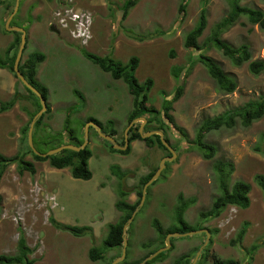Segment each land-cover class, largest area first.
Listing matches in <instances>:
<instances>
[{
  "label": "rangeland",
  "instance_id": "1",
  "mask_svg": "<svg viewBox=\"0 0 264 264\" xmlns=\"http://www.w3.org/2000/svg\"><path fill=\"white\" fill-rule=\"evenodd\" d=\"M6 1L0 7L1 52L7 50L9 35L21 34L8 32L7 28V15L18 8L12 28L30 31L22 61L34 52L46 56L45 62L38 67L37 79L48 88L51 113L46 115L37 130L35 148L39 153H47L52 146L57 148L67 142L68 135L64 132L67 117H70L71 127L78 138L84 137L89 123H94L105 135L115 130L117 135L114 138L119 145L123 146L125 142L134 98L123 80H114L87 59L83 51L110 57L125 65L136 57L138 68L135 75L139 83L153 80L147 105L158 111H162L165 102L175 96L178 85L184 86L183 96L173 104L170 112L184 134L162 116L170 145L178 147L175 151L177 157L166 163L157 183L153 185L155 181L148 187L145 202L128 228L129 247L124 261L140 264L145 260L149 250L143 249V245L157 238L153 221L157 219L164 228H170L175 222L177 198L183 194L186 199H196L195 205L186 213V221L211 231V245L207 247L210 255L240 264H264V193L256 179L264 177V156L255 151L264 136V117L249 128L237 120L231 129L222 128L209 133L205 142L218 150L213 160L204 159L194 144L197 131L206 119L264 99V31L241 19L223 35V39L234 48L249 46L251 60L236 67L220 51L204 46L214 26L229 11L226 0H207L208 26L199 44L203 46L202 54L213 58L227 75L236 79V91L227 95L219 90L201 63H197L185 77L192 59L196 60L199 55L185 48V38L197 26L205 0H189L184 17L179 14L180 0H141L124 22L121 21L123 11L120 8L126 0ZM70 3L78 10L90 13L94 20L93 40L85 49L56 18V13ZM242 5L264 12L263 0H242ZM52 27L57 32L52 31ZM255 62L262 64L257 75L250 70ZM175 67L184 70L180 82L172 76ZM11 75L15 81L16 77L13 73ZM16 92L20 97L15 107L0 114V153L8 158L22 154L25 145L23 132L30 127L38 106L37 98L32 97L19 80L14 89L6 72H0V103L11 101ZM142 123L137 122L134 126L140 127ZM150 127H158V124ZM147 128L146 124L144 133ZM88 147L93 152L89 161L93 178L89 181L74 179L70 168L54 169L49 162H37L30 154L25 161L35 164V175L22 171L18 164L6 170L0 185L3 197L0 255H18L19 240L24 236L32 250L29 259L35 264H108L117 257L113 264L122 256L123 248H114L107 251L104 261L93 262L89 251L93 247L104 248L109 225L119 222L123 216L116 208L121 199L119 190L128 192L129 196L124 200L135 204L139 199L137 192L142 190L140 179L155 168L158 170L162 160L171 155L158 145L149 146L143 141L133 143L129 155L113 153L110 143L94 126L89 127ZM217 161L234 165L231 185L236 181L251 185V205L246 210L230 206L218 219L201 224L200 213L209 210L220 194L214 170ZM114 165L127 172L124 179L120 180L112 173ZM52 220L90 227L93 234L74 237L56 229ZM246 224L248 228L243 241L233 246L232 241L237 239ZM206 238L205 234H200L174 239V248L172 246L165 259L155 264H173L182 255L193 256V263L194 251L204 245ZM203 264H213V258Z\"/></svg>",
  "mask_w": 264,
  "mask_h": 264
},
{
  "label": "trees",
  "instance_id": "2",
  "mask_svg": "<svg viewBox=\"0 0 264 264\" xmlns=\"http://www.w3.org/2000/svg\"><path fill=\"white\" fill-rule=\"evenodd\" d=\"M141 0H126L124 5L120 8L122 10V18L121 21L124 22L130 15L132 9H134ZM264 1V0H263ZM229 11L226 16L222 18L212 29L211 35L206 40L204 46H209L210 48H215L220 51L225 57L230 59L232 63L236 67H241L245 63L249 62L252 58L251 52L249 50L248 45H243L238 48H234L227 41L223 39V35L230 31L241 19H246L251 25L259 26V28L264 31V12L262 10L251 8L248 6L242 5V0H226ZM189 0H180L179 14L184 17L186 16L187 8H188ZM3 4V1L0 0V5ZM207 0L204 1L203 8L201 10L199 20L195 29L189 32L185 38V48L194 52H198V57L196 60L192 59V63L189 68L186 69L185 77L189 76L191 69L197 64L201 63L207 70L210 77L216 82L219 87V90L227 95L234 93L238 87V83L234 77L227 75L222 67L217 63L213 58L207 56L206 54H202L203 46L199 44V39L202 38L204 32L208 26V12H207ZM15 43H13L7 50L2 53L0 50V69L9 70L14 76L17 78L14 71V64L18 54V50L21 44V36L22 34H16ZM28 44V43H27ZM27 50V45L24 51V54ZM5 54V55H4ZM83 54L87 59L92 61L95 65L99 66L104 72L109 73L114 80H123L129 88L130 94L134 98V110L129 115V123H132L137 118H146L148 128L145 130V133L152 131H160L163 132L166 141L169 142L168 132L166 128V123L162 116H164L171 125L175 126L181 133H183L182 129H179L175 124L173 117L170 115L172 111L173 104L177 102L182 96L184 92V86L178 85L176 89V94L171 100H167L164 104L163 110L158 111L154 108L148 107V95L153 87V80L149 79L145 84H140L137 79L135 73L138 68V59L132 58L128 64H123L122 62L115 60L110 57H99L97 55L91 54L87 51H83ZM175 54H172L174 57ZM46 56L41 52H34L28 56L26 60H23L20 65V72L25 77V79L36 88L45 98L48 110L47 112L36 122L34 129V145L35 140H37V130L43 124L44 118L46 115L51 113V107L49 105V91L48 88L43 86L37 79L38 75V67L45 62ZM261 63H252L250 66V70L253 74L257 75L260 73ZM184 70L180 67H175L172 69V76L180 82L182 79V72ZM18 79V78H17ZM19 83H21L19 81ZM26 88V87H25ZM28 92H30L32 97L37 98V106L38 110L36 113H33L32 119L37 115V113L42 109L40 99L29 89L26 88ZM20 94L18 92L15 93L14 98L7 103H0V114L11 111L18 99ZM264 117V99L262 101H252L245 105L242 108L234 109L224 114L215 117L213 119H206L203 121L202 125L199 127L195 139V145L197 149L202 153V156L206 160H213L217 154V148L214 145H210L205 142L207 135L213 131L221 130L222 128H233L237 124V120H240L242 125L246 128L251 127V125L259 121ZM90 121V120H89ZM97 122V121H95ZM99 125L101 123L97 122ZM158 124V127H150L152 124ZM27 127L24 130V149L22 154H19L15 157L8 158L0 153V185L3 179V176L6 170L14 165L18 164L22 171L29 172L31 175H35L37 173L35 164L32 162L25 161V157L30 154L33 159L37 162H49L50 166L54 169L63 170L70 168L71 175L74 179L89 181L93 178V174L90 170L89 160L93 156L92 150L87 147L85 150L80 152L65 150L58 155H54L48 158H43L41 156L36 155L29 146L28 142V129ZM140 127H132L129 132V143L130 146L126 151H120L114 149V147L110 144V150L113 153H118L121 155H129L132 151L131 144L135 141H143L149 146L158 145L161 149L165 150L170 156L171 153L169 149L162 143L161 137L159 135L143 139L142 135L139 133ZM64 132L67 133L68 142L62 143L60 146L64 144L74 145L80 147L84 142V137L78 138L76 131L71 127L70 117H67ZM184 134V133H183ZM111 137H115L117 132L115 130L109 132ZM46 142L48 140H45ZM45 142V145H48ZM170 143V142H169ZM50 144V143H49ZM124 145V144H123ZM58 146V147H60ZM36 147V145H35ZM55 149L56 146H52ZM174 151H178V147L172 146ZM255 151L262 154L264 156V136H262V142L255 148ZM167 166V164H166ZM113 170V171H112ZM218 181H219V196L214 200L211 208L207 211H203L200 213L199 218L201 220V224L204 222H209L218 219L225 210L232 206L238 207L240 209L246 210L251 205L250 193H251V185L244 181H236L233 185L230 184L231 176L234 172V165L230 163H224L222 161H217L214 168ZM112 173L119 178L120 180L124 179L127 176V172L123 171L119 166L114 165L111 167ZM157 172V168L153 170L151 173L146 175L145 177L140 179L142 190L137 192L139 197L138 201L135 204H130L125 198L129 196V193L123 190H119L118 196L121 198L116 203V208L118 211L123 213L121 220L117 223L109 225L108 235L104 240V248L101 249L99 247H93L89 251V258L93 262L104 261L106 259V253L110 249L118 248L122 249L124 246L123 239V229L124 226L128 223L130 218L132 217L135 210L141 203L143 196V187L150 181V179ZM258 185L261 187L264 193V177L258 176L257 178ZM157 181L153 184L155 185ZM149 191V190H148ZM3 202V197L0 194V208ZM196 203L195 198L186 199L183 194H180L177 198V205L174 209V224L166 229L160 223L159 220L155 219L152 223L153 229L157 234V238L155 240L149 241L147 244L143 245V249L149 250V253L144 258L153 255L159 249L165 247L166 238L169 234L174 233H188L197 231L203 228L202 225L199 227H195L189 224L186 221V213L187 211ZM1 210V209H0ZM54 227L62 232H67L72 234L74 237L81 238L88 235H92V228L90 227H77L71 225H65L59 223L55 220H52ZM131 227V225H130ZM248 225H244L236 240L232 241V245L235 246L238 243H241L247 233ZM129 231V229H128ZM211 232V231H210ZM129 234V233H128ZM129 243V241H128ZM172 246L174 248V239L171 240ZM211 245V244H210ZM19 253L15 256L9 255H0V264H35L34 260L29 259V255L32 254V250L28 248L25 237H21L19 240ZM129 247V244H128ZM128 250V248H127ZM199 249H196L194 252L197 254ZM255 251V250H254ZM253 251V252H254ZM167 253H163L159 255L156 259L149 262L148 264H155L165 259ZM120 257V256H119ZM191 255H182L179 258L175 259L173 264H192ZM209 258H213V264H240L234 260H222L218 258L215 254L210 255L209 249L207 248L201 255L199 263L203 264L208 261ZM117 259V257L115 258ZM113 259V261L115 260ZM112 261V262H113ZM112 262L108 264H112ZM121 264H127L124 261ZM139 264V263H138Z\"/></svg>",
  "mask_w": 264,
  "mask_h": 264
},
{
  "label": "water",
  "instance_id": "3",
  "mask_svg": "<svg viewBox=\"0 0 264 264\" xmlns=\"http://www.w3.org/2000/svg\"><path fill=\"white\" fill-rule=\"evenodd\" d=\"M18 11V8H16L15 12L11 15V17L9 18V20L7 21V28L8 31L12 32V31H17L22 33V39H21V44L19 47V52L17 54L16 60H15V64H14V71L15 74L18 78V80L27 88L29 89L31 92H33L39 99L41 102V106L42 109L37 113V115L34 117L31 125H30V129H29V133H28V142H29V146L32 149V151L38 155L41 156L43 158H48L54 155H58L61 152L65 151V150H70V151H75V152H80L82 150H85L89 144V127L90 126H94L98 132L100 133L101 137L108 141L109 143L112 144V146L114 147V149L116 150H120V151H126L129 148V131L131 130V128L135 125V123L142 121L143 123L141 124L140 128H139V133L142 135L143 139H147L156 135H159L161 137L162 143L169 149L170 153H171V157H166L162 160L161 165L159 167V169L157 170V172L155 173V175L150 179V181L145 185L144 190H143V197L141 200V203L139 205V207L135 210V212L133 213L132 217L130 218V220L128 221V223L124 226L123 229V239H124V246H123V253L122 256L115 261L113 264H119L121 262H123L126 258V254H127V248H128V228L130 227V225L132 224V222L134 221V218L137 214V212H139L140 207L143 206L145 199H146V193H147V189L149 186H151L162 174L163 170L166 168V163L167 162H171L173 161L176 157L177 154L174 151V149L172 148V146L170 145V143L168 141H166L165 136L163 134V132L160 131H152L149 133H144V128L145 125L147 124V120L146 118H137L135 119L132 123H130V125L128 126L127 132L125 133V145L121 146L117 143L116 139L114 137L105 135L101 132V128L97 125H95L94 123H89V127H87L85 134H84V142L80 147L74 146V145H63L60 147H57L55 149H52L51 151L47 152V153H39L34 145V138H33V134H34V128H35V124L36 122L44 115V113L47 112L48 110V105L47 102L45 100V98L43 97V95L36 89L34 88L26 79L25 77L22 75V73L20 72V65L23 59V55H24V51L26 48V43H27V33L25 30L21 29V28H12L10 27L11 21L13 19V17L16 15ZM52 31H56L57 30L52 27ZM262 67H260L261 69ZM200 234H206L207 235V239L205 244L200 248V250L198 251L194 261L192 264H197L204 249L208 246L210 238H211V233L206 230H197V231H193V232H188V233H174V234H169L166 238V245L165 247L159 249L158 251H156L153 255L147 257L142 263L140 264H148L149 262L153 261L154 259H156L159 255L163 254V253H167L171 247H172V243L171 240L172 239H177V238H186V237H192V236H197Z\"/></svg>",
  "mask_w": 264,
  "mask_h": 264
},
{
  "label": "built area",
  "instance_id": "4",
  "mask_svg": "<svg viewBox=\"0 0 264 264\" xmlns=\"http://www.w3.org/2000/svg\"><path fill=\"white\" fill-rule=\"evenodd\" d=\"M56 18L80 47L87 48L93 40V19L90 13L66 5L56 13Z\"/></svg>",
  "mask_w": 264,
  "mask_h": 264
},
{
  "label": "crops",
  "instance_id": "5",
  "mask_svg": "<svg viewBox=\"0 0 264 264\" xmlns=\"http://www.w3.org/2000/svg\"><path fill=\"white\" fill-rule=\"evenodd\" d=\"M9 14L7 15V19H9ZM37 19H39V17L37 16L36 17ZM29 34H30V31H29ZM10 36V41H9V44H8V46H10L12 43H13V41H14V35H9ZM7 46V47H8ZM2 71H4V72H6V77H8L9 78V80H10V82L11 83H13V87H14V89L16 88V82H17V80L18 79H16L15 78V81H13L14 79H13V76L11 75V73H9L8 72V70H6V69H0V72H2ZM37 77H38V75H37ZM138 141H136V143H137ZM135 143V142H134Z\"/></svg>",
  "mask_w": 264,
  "mask_h": 264
},
{
  "label": "flooded vegetation",
  "instance_id": "6",
  "mask_svg": "<svg viewBox=\"0 0 264 264\" xmlns=\"http://www.w3.org/2000/svg\"><path fill=\"white\" fill-rule=\"evenodd\" d=\"M2 1H3V4H1L0 7H2V6L4 5V1L7 2L6 0H2ZM20 2H22V0H19V3H20ZM13 10H14V6H13ZM15 10H16V9H15ZM14 12H15V11H14ZM18 12H19V10L17 11V13H18ZM17 13H16V14H17ZM11 14H12V13H11ZM11 14H10V15H11ZM15 16H16V15H15ZM15 16H14V17H15ZM9 17H11V16H9ZM14 17H13V19H14ZM13 19H12V21H13ZM8 20H9V19H8ZM12 21H11L10 27H12V26H11V25H12ZM8 32H10V31H8ZM12 32H13V31H12ZM12 32H11V33H12ZM19 33H20V32H19ZM26 33H27V32H26ZM21 34H22V33H21ZM28 34H29V33H27V43L29 42V35H28ZM11 35H14V41H15L16 38H17L16 35H15L14 33H12ZM14 41H13V42H14ZM27 43H26V45H27ZM8 47H9V46H8ZM8 47H7V48H8ZM67 142H68V140H67ZM64 145H66V144H64ZM62 146H63V145H62ZM142 197H143V196H142ZM138 207H139V206H138ZM201 230H203V229H201ZM205 235H206V234H205ZM206 237H207V235H206ZM206 239H207V238H206ZM205 242H206V241H205ZM204 244H205V243H204ZM209 245H210V241H209L208 246H209ZM208 246H207V247H208ZM207 247H206V248H207ZM199 250H200V249H199ZM204 250H205V249H204ZM203 252H204V251H203ZM197 253H198V252H197ZM196 255H197V254H196ZM195 257H196V256H195ZM199 260H200V259H199Z\"/></svg>",
  "mask_w": 264,
  "mask_h": 264
},
{
  "label": "clouds",
  "instance_id": "7",
  "mask_svg": "<svg viewBox=\"0 0 264 264\" xmlns=\"http://www.w3.org/2000/svg\"><path fill=\"white\" fill-rule=\"evenodd\" d=\"M69 5L73 6L75 9H77L76 6H75L74 4L70 3ZM77 10H78V9H77ZM81 11H82V10H81ZM83 12H84V11H83ZM92 19H93V17H92ZM93 25H94V20H93ZM83 49H85V48H83ZM131 129H132V128H131ZM129 132H130V131H129ZM109 136H110V135H109ZM128 137H129V136H128ZM135 142H136V141H135ZM117 143H118V142H117ZM133 143H134V142H133ZM133 143H132V144H133ZM110 144H111V143H110ZM132 144H131V145H132ZM111 145H112V144H111ZM124 145H125V142H124ZM124 145H123V146H124ZM129 146H130V145H129ZM87 147H88V146H87ZM92 157H93V156H92ZM89 161H90V160H89Z\"/></svg>",
  "mask_w": 264,
  "mask_h": 264
}]
</instances>
